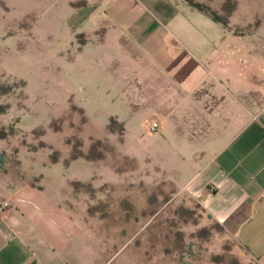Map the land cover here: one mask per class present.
I'll list each match as a JSON object with an SVG mask.
<instances>
[{"label": "rangeland", "instance_id": "1", "mask_svg": "<svg viewBox=\"0 0 264 264\" xmlns=\"http://www.w3.org/2000/svg\"><path fill=\"white\" fill-rule=\"evenodd\" d=\"M111 1L0 0V169L47 189L105 264H256L234 221H216L179 190L149 134L153 118L103 93L99 79L122 53L101 40L120 24ZM190 1L244 30L248 43L264 27L263 17L238 19V0ZM208 21L196 22L210 30Z\"/></svg>", "mask_w": 264, "mask_h": 264}, {"label": "crops", "instance_id": "2", "mask_svg": "<svg viewBox=\"0 0 264 264\" xmlns=\"http://www.w3.org/2000/svg\"><path fill=\"white\" fill-rule=\"evenodd\" d=\"M143 2L165 7L149 11ZM110 3L120 24L101 40L122 53L99 79L103 93L120 94L128 110L158 121L156 129L148 122L149 134L179 190L216 221H234L238 240L264 264V27L248 43L244 30L196 12L189 0ZM238 5V19L264 18V0ZM199 19L209 20L210 30ZM4 199L11 204L0 211V264L108 261L47 189L15 182L0 169Z\"/></svg>", "mask_w": 264, "mask_h": 264}, {"label": "built area", "instance_id": "3", "mask_svg": "<svg viewBox=\"0 0 264 264\" xmlns=\"http://www.w3.org/2000/svg\"><path fill=\"white\" fill-rule=\"evenodd\" d=\"M158 126V121L153 120L151 123V128L156 129ZM11 204L10 200L4 199L2 202H0V211H2L6 206H9Z\"/></svg>", "mask_w": 264, "mask_h": 264}, {"label": "trees", "instance_id": "4", "mask_svg": "<svg viewBox=\"0 0 264 264\" xmlns=\"http://www.w3.org/2000/svg\"><path fill=\"white\" fill-rule=\"evenodd\" d=\"M190 1V0H189ZM191 3H192V1H190ZM192 4H194V3H192ZM195 6H197L198 8H200L201 10H204L203 9V7H200V6H198V5H196V4H194ZM204 11H206V10H204ZM207 12V11H206ZM208 13V12H207ZM210 13H212V15H213V12L211 11ZM209 13V14H210ZM214 17H216V18H218L217 16H215V15H213Z\"/></svg>", "mask_w": 264, "mask_h": 264}]
</instances>
